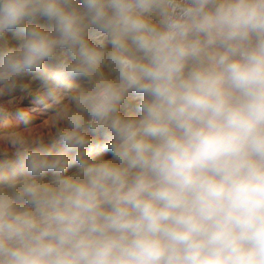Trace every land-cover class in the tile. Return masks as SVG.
<instances>
[{"label": "clouds", "instance_id": "1", "mask_svg": "<svg viewBox=\"0 0 264 264\" xmlns=\"http://www.w3.org/2000/svg\"><path fill=\"white\" fill-rule=\"evenodd\" d=\"M33 75L79 83L0 164V264H264V0H0Z\"/></svg>", "mask_w": 264, "mask_h": 264}, {"label": "rangeland", "instance_id": "2", "mask_svg": "<svg viewBox=\"0 0 264 264\" xmlns=\"http://www.w3.org/2000/svg\"><path fill=\"white\" fill-rule=\"evenodd\" d=\"M7 39L10 45L17 43L13 33H8ZM78 83L69 81L67 86L49 91L33 75L21 80L14 91L0 93V164L40 149L60 150L55 137L63 126L65 94ZM101 155L107 157L110 153Z\"/></svg>", "mask_w": 264, "mask_h": 264}]
</instances>
